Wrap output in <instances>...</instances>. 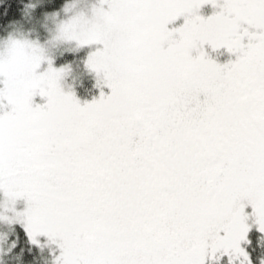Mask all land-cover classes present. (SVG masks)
I'll list each match as a JSON object with an SVG mask.
<instances>
[{"label": "snow or ice", "instance_id": "6c2138e0", "mask_svg": "<svg viewBox=\"0 0 264 264\" xmlns=\"http://www.w3.org/2000/svg\"><path fill=\"white\" fill-rule=\"evenodd\" d=\"M61 11L43 44L0 38V264H264V0ZM65 44L91 49V102Z\"/></svg>", "mask_w": 264, "mask_h": 264}, {"label": "rangeland", "instance_id": "374dc122", "mask_svg": "<svg viewBox=\"0 0 264 264\" xmlns=\"http://www.w3.org/2000/svg\"><path fill=\"white\" fill-rule=\"evenodd\" d=\"M95 0H85V4L90 5ZM62 4L58 9L53 11L36 12L32 16L22 17L20 20L14 21L8 25V27L0 32V38L6 37L8 33H13L17 37L23 36L30 40H36L43 44L50 36V29L53 28V23L50 18L46 19V13L57 12L60 13V18H64L61 9L66 4ZM84 5H81L83 7ZM202 15H210L212 9L210 6L200 10ZM74 47L72 44L62 45L53 55L54 66L61 67L68 65L70 67L69 74L62 81V87L65 91L72 90L76 98L83 104L84 102H91L94 98H98L100 95V89L96 87V74L91 72L85 67L84 60L87 58L89 47H81L76 51H67ZM227 54L219 56L220 62L227 59ZM107 92V89H104ZM49 259L47 251L45 250L43 258L37 257L32 264H46ZM31 257L28 261H24L23 255L19 258L13 257L9 260L8 264H29Z\"/></svg>", "mask_w": 264, "mask_h": 264}, {"label": "trees", "instance_id": "16d2710c", "mask_svg": "<svg viewBox=\"0 0 264 264\" xmlns=\"http://www.w3.org/2000/svg\"><path fill=\"white\" fill-rule=\"evenodd\" d=\"M27 0H0V32L3 33L9 24L14 21L20 20L22 16L20 15L18 9L21 3H26ZM68 2V0H45L44 6L38 8L37 12L42 11H53L58 9L62 4ZM24 261H28L30 256L25 253L23 254Z\"/></svg>", "mask_w": 264, "mask_h": 264}, {"label": "flooded vegetation", "instance_id": "af4514ba", "mask_svg": "<svg viewBox=\"0 0 264 264\" xmlns=\"http://www.w3.org/2000/svg\"><path fill=\"white\" fill-rule=\"evenodd\" d=\"M204 7H205V8H207L208 6H207V5H205ZM204 7H203V8H204Z\"/></svg>", "mask_w": 264, "mask_h": 264}]
</instances>
